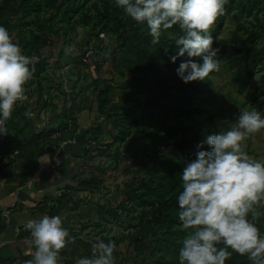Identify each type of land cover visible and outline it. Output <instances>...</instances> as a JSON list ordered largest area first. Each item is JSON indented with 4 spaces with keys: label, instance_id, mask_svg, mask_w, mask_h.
Listing matches in <instances>:
<instances>
[{
    "label": "trees",
    "instance_id": "16d2710c",
    "mask_svg": "<svg viewBox=\"0 0 264 264\" xmlns=\"http://www.w3.org/2000/svg\"><path fill=\"white\" fill-rule=\"evenodd\" d=\"M225 8V14L214 24L212 47L219 49L218 58L230 71V82L239 91H246L241 101L235 99L239 112L250 103L264 115V0H228ZM229 19L236 26L225 38L222 34ZM0 26L14 33L35 67L34 77L27 85V96L35 108L30 110V103L24 101L13 111L7 125L9 134L0 136L2 168L14 165L20 173L32 176L38 152L49 144L54 151L59 150L61 173L67 169L76 172L57 196H44L47 206L41 210L50 216H59L69 206L75 210V202H84L79 193H98L112 172L130 175V182L124 181L126 195L109 211L124 231L99 240L115 241L116 264H179V248L185 235L178 218L180 174L185 162L195 159L199 150H210L206 137L221 129L211 109L214 91L210 76L214 73L204 81L185 84L176 70L186 57L175 63L170 60L176 54L175 40L182 35L179 27L173 26L163 33L159 44L152 45L146 24L128 18L115 0H0ZM79 30H89L86 43L79 47L82 52L75 48L65 51L61 57L69 61L67 67L57 60L49 71L46 50H53L54 39L66 38L68 45ZM93 37L97 43L91 49L101 58L105 56L103 61L88 46ZM103 38L107 39L105 47ZM85 56L95 58L101 80L80 75L81 66L88 67ZM195 62L203 63L200 58H195ZM64 67L66 71H62ZM116 72L119 79L114 81ZM50 89L58 91L53 97L62 100L63 106L57 115L51 109L44 125L40 112L52 103V97L47 98ZM94 104V112L101 119H93L87 128H81L78 120ZM65 132L81 136L83 152L76 153L72 142L60 149L62 138L58 136ZM201 143L203 149L198 148ZM94 156H106L109 167L95 174H86L83 167L78 171L72 167V161L80 159L85 164ZM121 159H127L129 165L120 168ZM56 170L52 166L43 169L35 186L45 187ZM129 202L135 205L128 206ZM94 210L97 213L98 207ZM107 213L100 210L99 219L93 222L98 232H104L107 223L112 222ZM122 214L128 219L126 223ZM89 221H78L82 224L80 231H70L71 236L76 234L75 247L70 245L71 249L64 251L65 264H75L78 255H90L91 245L97 241L79 243ZM257 227L264 232V216L258 218ZM123 244L126 247L122 250ZM225 264L250 261L233 253Z\"/></svg>",
    "mask_w": 264,
    "mask_h": 264
},
{
    "label": "clouds",
    "instance_id": "9594fccd",
    "mask_svg": "<svg viewBox=\"0 0 264 264\" xmlns=\"http://www.w3.org/2000/svg\"><path fill=\"white\" fill-rule=\"evenodd\" d=\"M228 0H115V5L138 24H146L151 44L178 26L172 63L182 60L177 75L185 83L204 81L221 70L219 49L213 48L212 30L225 14ZM167 51V49H165ZM195 58L203 63L195 62ZM35 67L31 57L9 31L0 26V136L9 134L13 111L28 100L27 85ZM264 130V115L255 108L240 111L234 122L205 139L208 151L199 150L186 161L180 178L178 218L185 235L179 264H225L233 253L250 264H264V232L257 227L264 215V161L245 151V142ZM204 144L198 145L203 149ZM30 233L31 258L25 264H65L64 251L75 244L60 216L43 215L25 224ZM115 241L98 240L90 255H78L75 264H116Z\"/></svg>",
    "mask_w": 264,
    "mask_h": 264
},
{
    "label": "rangeland",
    "instance_id": "374dc122",
    "mask_svg": "<svg viewBox=\"0 0 264 264\" xmlns=\"http://www.w3.org/2000/svg\"><path fill=\"white\" fill-rule=\"evenodd\" d=\"M235 26H236L235 21L229 19L227 21V26H226L222 36H224L225 38H229L230 37V31L234 30ZM62 33H64V32H62ZM88 34H89V30L88 31L79 30L77 32V34L74 36V39H73L74 44L72 42L68 45H65L66 38H61L59 40L54 39L56 41V45L54 46L53 50H50V49L46 50V58L48 59V62H49V66H47L46 68H48V70L49 69L53 70V65L56 64L57 60H59L58 63H60L63 66L66 64H69V61H67V59H65L64 57H61V56L64 54L65 51L68 53L73 48H75L74 50H76L78 52V49L83 47L82 45L86 43V40H87L86 35H88ZM11 35L14 37L15 41L17 42V38L14 35V33H12ZM67 35L70 36L71 35L70 32ZM261 42H262V44H264V38L261 39ZM96 43H97V39L95 37H93L91 39L90 45H88V46H90V49H91ZM71 44H73V45H71ZM102 45H103V47H105L107 45V39L103 38ZM111 47H113V45H111ZM52 52H54V53L51 56L50 54ZM81 52H82V50H81ZM89 53L90 52H88V54ZM70 54L72 55V53H70ZM74 54H75V51H74ZM92 54H94V56L96 58L100 59L101 61L104 60L105 56L101 58V55L100 56L97 55L94 51ZM85 58H86V62L88 64V67H85L82 65L80 68V75L82 76V75L89 74V75L95 77L97 80H99V79L101 80L102 76H100L96 72L95 60H94L95 58H92V57L89 58L88 56H85ZM66 67H67V65H66ZM66 67H64L62 71H66L65 70ZM104 71L105 70L101 71L102 75L106 74V72L104 73ZM117 73L118 72H116V74L114 75V81H117L119 79V76ZM210 77H211L212 82H213V91H214V99H213L212 104H211V109H212V112H214V114L216 116L217 124L221 128L222 126H226L229 122H234L236 120V118L239 116L240 106L238 103H236V100L241 101L242 98H244L246 96V91H239L238 88L235 87L230 82V71L224 65V63H222V65H221V70L219 72H214V74H212ZM43 81H47V80L44 79ZM89 93L90 92L88 91L87 94H89ZM57 94H58L57 90L50 89V96H48L47 98L49 99L50 97H52L51 98L52 103L50 106H48L46 108V110H43V112L42 111L40 112V116L42 115L43 119L49 118V116L51 114V109H52V111L53 110L55 111L56 115H57V113L61 112V107L63 106V101L62 100L59 101L55 97H53ZM27 103H30V107H29L30 110L32 108H35L34 105L32 104V99L28 98ZM250 105H251L250 103H247L244 106V109L247 108V109L251 110L252 107ZM89 110L93 111V112H90V114H89ZM95 110H96V104L92 105L87 111H85L87 115L93 114L94 121L101 119V117H99L97 114L94 113ZM33 116H34V114H33ZM78 136H79V134H74V138L77 139ZM68 138H69V136H68ZM83 144L84 143L80 141L77 153L84 151V149L81 150V147L83 146ZM50 149L51 148L49 147V145L44 147V149L41 151L42 155L43 154H50V156L52 157V152H50L52 149L51 150ZM245 151L251 157L263 161V159H264V130H262L260 133L253 134L252 136H250L246 140ZM81 163L82 162L80 161V159H76L75 162L72 161V167L75 166L77 171L83 167L86 174L99 173L100 169H107L109 167V163H107L106 156H94V158L91 161L89 160V161L85 162V164L84 163L81 164ZM128 165H129V162L127 159L119 160V167L120 168H124ZM75 172L73 174L69 173L67 175L72 177V176H74ZM129 177L131 178L130 175L129 176L122 175V173L120 171L117 172V175L115 172H112L110 177H107V179H105L106 180L105 181V188L104 187L101 188V190L98 193H95L93 195H90L89 193H79V197H81L82 201L84 200V202L83 203H81V201H79V203L75 202L74 207H76L78 205L76 210L79 209L80 212L79 213H75V212L73 213L74 215H72V222H71V225L77 226V228L73 229L74 232L72 231V229H69V230L73 233H77L80 231L78 229H80L82 227V224L81 223L78 224L77 222L81 221L82 223H87L84 221L90 220L88 222L89 226H86V228L84 230V236H82V237L79 236V243L84 242V240L86 241L87 239L91 240V241H98L101 236H106L109 238V237H112V235H114V233H118V232L121 233L122 231H124L123 228H120L114 222V219H112L114 216L112 217L109 211H111V209L117 204L116 201L124 198V196L126 195L128 188H127V186L124 185V181L130 182L129 181L130 179H128ZM66 181H67L66 184H69L71 182L70 180H66ZM61 187H64V185ZM109 199H111L112 202H110ZM127 205L133 206L135 204L129 202ZM81 206L85 207L83 211H82L83 208H81ZM102 206H106V208H104V209L108 211L107 217L109 216V218L112 219V222L107 223V229L101 233V232H98V228H96L94 226L93 222H95L99 219V211L104 210V209H102L103 208ZM97 207H98V210L96 213V210H94V209ZM135 207L137 208V210L139 209L137 206H135ZM262 211H264V209H262ZM262 216H264V215H262ZM121 218H122L123 223H126V221H128V219H126V217L123 214H122ZM70 231H69V233H70ZM127 231L132 232L133 230H127ZM75 235L76 234H73V236H75ZM74 247L75 246L73 245V248ZM125 247H126L125 244H123V245H121L120 249L123 250V249H125ZM68 249H71L70 245H69ZM67 255H68V253H67ZM147 256H148V254H146V257ZM132 264H136V261L135 262L133 261Z\"/></svg>",
    "mask_w": 264,
    "mask_h": 264
},
{
    "label": "crops",
    "instance_id": "0c3cea01",
    "mask_svg": "<svg viewBox=\"0 0 264 264\" xmlns=\"http://www.w3.org/2000/svg\"><path fill=\"white\" fill-rule=\"evenodd\" d=\"M93 119V114L82 115L78 120V124L81 128H87L90 123H92ZM47 120L48 119H44V125L47 124ZM58 137L62 138L60 149L65 143L72 142L75 146V152H78L79 143L82 141L80 137L76 139L74 138V134L68 132L61 133ZM56 138L53 140H56ZM49 147L52 149H50L52 157L50 154L42 155V150L36 154L32 176H28L26 173H20V170L14 168V165L2 168L3 166L0 163L1 264H25V261L31 258L32 248L29 244L30 233L25 227L26 221L31 218L38 219L43 215H47V211L42 213L41 210L47 206L43 202L44 196L54 198L60 192L59 189H62L61 186L67 185L66 180L70 179V176L67 175L70 173L68 172L69 170L67 169L61 173V169L59 168V150L54 151V148L50 144ZM19 161L20 160H18V162ZM48 166L57 167V170L46 183L45 187H36L35 184L39 181L42 170ZM48 204L50 205L49 202ZM76 207H78V205ZM81 208H83V211L85 207ZM75 210L72 207H67V209L59 215L63 220L64 227L67 228L68 231H70L69 229L77 228V226L71 225L72 215H74L73 213Z\"/></svg>",
    "mask_w": 264,
    "mask_h": 264
}]
</instances>
